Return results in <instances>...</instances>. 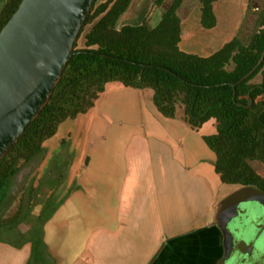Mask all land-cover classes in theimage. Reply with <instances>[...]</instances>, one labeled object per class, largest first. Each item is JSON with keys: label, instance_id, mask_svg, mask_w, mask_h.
Listing matches in <instances>:
<instances>
[{"label": "crops", "instance_id": "obj_1", "mask_svg": "<svg viewBox=\"0 0 264 264\" xmlns=\"http://www.w3.org/2000/svg\"><path fill=\"white\" fill-rule=\"evenodd\" d=\"M186 2L182 50L208 56L234 37L220 42L219 33L202 32L201 1L183 18ZM241 2L243 29L251 0ZM213 6L217 23L202 25L208 30L227 25L232 12L228 0ZM216 132L214 118L194 129L181 111L163 115L149 91L107 81L91 109L62 120L44 140L41 170L52 165L63 188L42 220L40 242L34 233L0 240V264H219L225 249L217 212L239 186L216 172L205 140Z\"/></svg>", "mask_w": 264, "mask_h": 264}, {"label": "trees", "instance_id": "obj_2", "mask_svg": "<svg viewBox=\"0 0 264 264\" xmlns=\"http://www.w3.org/2000/svg\"><path fill=\"white\" fill-rule=\"evenodd\" d=\"M21 1L8 0L1 29ZM165 1L156 3L162 6ZM183 1L171 0L154 26H119L132 0H94L74 44V54L48 103L0 159V199L11 178L43 152L44 140L55 133L57 125L91 109L110 80L149 91L163 115L175 117L181 111L182 118L194 129L214 118L217 132L205 136V140L217 156L215 169L223 183L264 191V176L253 164L264 163V60L244 78L264 50V8L248 39L238 34L211 55L201 56L179 46ZM200 1L201 23L212 28L217 23L216 0ZM87 25L91 27L84 35L85 46L77 48ZM258 74L262 79L255 83ZM231 83H236V91ZM249 97L253 99L251 106H247ZM21 209L19 205L13 225L19 221ZM33 241L36 245L40 239Z\"/></svg>", "mask_w": 264, "mask_h": 264}, {"label": "water", "instance_id": "obj_3", "mask_svg": "<svg viewBox=\"0 0 264 264\" xmlns=\"http://www.w3.org/2000/svg\"><path fill=\"white\" fill-rule=\"evenodd\" d=\"M93 3L94 0H22L1 29L0 159L48 103L74 54V44ZM263 8L262 0H251L245 26L255 28ZM263 60L264 50L244 78ZM231 84L236 91V83ZM252 103L249 97L247 106ZM49 202L50 197L44 203ZM9 204L0 208V218ZM43 208L34 206L27 218L3 231L0 240L29 238ZM217 221L225 249L219 264H264L263 190L241 186L232 191L221 201Z\"/></svg>", "mask_w": 264, "mask_h": 264}, {"label": "rangeland", "instance_id": "obj_4", "mask_svg": "<svg viewBox=\"0 0 264 264\" xmlns=\"http://www.w3.org/2000/svg\"><path fill=\"white\" fill-rule=\"evenodd\" d=\"M102 1L103 0H98V3ZM241 1L242 0H228V3L232 5V10H230L232 12L228 16V21L226 23L227 25H220L216 30H208L203 28V26L200 24V21L197 20L198 28L201 29L205 34H211L214 32H216V34L219 33L221 36L220 42H226L237 34H239L243 40L248 39L255 28L245 26L243 29H241L243 26V23H240L242 22L241 13L243 10V3ZM170 2L171 0H166L162 6H159L156 3V0H135L126 14L120 18L118 25L121 26L124 23H147L149 26H153L159 21L163 11L168 7ZM262 3L264 4V0H262ZM196 4L197 0H187L180 12L181 16L183 18L186 17L187 14H189V12L195 8ZM90 27L91 25H87L85 27L83 33L78 39L77 48H83L85 46L84 35L90 29ZM80 88H83V86ZM115 113L117 112L115 111ZM101 114L102 107L98 106L97 115L100 117H98L99 120L103 119ZM111 124H113L112 128L114 129H116L118 126L117 121H114L113 123L111 121L110 125ZM99 128L101 129L102 126ZM64 145H67L66 142ZM39 162H43V159L40 158V156L36 158L34 163L24 166L17 175L11 178L6 189L4 190V193L1 196L2 198L0 199V208L7 202L10 204L7 206L6 211L0 218V236L2 235L3 231L8 230L13 225V216L18 210L19 205H22L21 212H27L32 205L33 208L39 204V202L36 201L37 199L39 200L42 198V196L51 193L53 194L51 196L53 203L48 207H45L39 221L35 224V228L33 229L35 237L40 236L42 220L51 211L56 199L59 197L58 195L63 188V178L59 179L57 177L56 179V174L53 171L52 165L51 167L49 166L45 173H43L44 171L41 170ZM253 164L257 171L264 176V163L254 162ZM50 189H52V191H49ZM21 216L22 213L19 220L21 219Z\"/></svg>", "mask_w": 264, "mask_h": 264}, {"label": "flooded vegetation", "instance_id": "obj_5", "mask_svg": "<svg viewBox=\"0 0 264 264\" xmlns=\"http://www.w3.org/2000/svg\"><path fill=\"white\" fill-rule=\"evenodd\" d=\"M7 3H8V0H0V30H1V24L3 23V21H4V19H5ZM52 189H53V187H52ZM52 189H50L49 191H52ZM52 195H53V194L49 193V194H46V195L42 196L41 199H39V200L37 199L36 201L39 202V204H38L37 206H39V207H42V206H43V207H44V208H43V211H44L45 207H48L49 205L52 204V198H51ZM49 197H50V202H49L48 204H45L44 202H45ZM32 206H33V205H32ZM32 206L29 208V210H28L25 214H22L21 219H20L16 224H18L21 220H23V219H25V218L28 217V215L30 214V211H31ZM43 211H42V212H43ZM42 212H41L40 216L38 217V220L36 221V223L39 221V219H40V217H41V215H42ZM36 223H35V224H36ZM16 224H15V225H16ZM12 226H14V225H12ZM12 226H11V227H12ZM34 228H35V225L33 226V229H34ZM33 232H34V231H33ZM30 233H31L30 230L26 232L27 235H29ZM21 238H23V237H21Z\"/></svg>", "mask_w": 264, "mask_h": 264}]
</instances>
